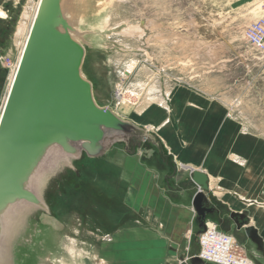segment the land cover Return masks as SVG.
Masks as SVG:
<instances>
[{
    "label": "rangeland",
    "instance_id": "374dc122",
    "mask_svg": "<svg viewBox=\"0 0 264 264\" xmlns=\"http://www.w3.org/2000/svg\"><path fill=\"white\" fill-rule=\"evenodd\" d=\"M38 2L7 0L0 9V115ZM247 14L232 9L230 0H77L75 22L87 47L84 73L99 103L121 116L140 121L148 104L163 106L182 87L223 101L245 130L264 136V50L246 37L253 23ZM123 146H114L97 176L64 166L52 173L41 188L51 212L29 210L11 242L9 264H107L98 257L106 248L103 233L136 225L141 217L124 207ZM156 152L146 144L139 154ZM166 168L160 166L162 184ZM215 220L221 230L235 231L230 219ZM204 228L196 218L190 255ZM234 235L241 241L246 229Z\"/></svg>",
    "mask_w": 264,
    "mask_h": 264
},
{
    "label": "crops",
    "instance_id": "0c3cea01",
    "mask_svg": "<svg viewBox=\"0 0 264 264\" xmlns=\"http://www.w3.org/2000/svg\"><path fill=\"white\" fill-rule=\"evenodd\" d=\"M5 1L0 0V9ZM230 3L234 10L247 11L251 22L264 17V0ZM161 104H148L139 112L140 121L123 116L153 131L172 160L167 162L158 152L143 158L139 152L144 146L134 153L124 150V207L141 217L134 219L136 225L103 233L106 248L98 251L99 261L181 264L197 255L199 243L192 255L188 249L197 218L193 198L198 186L192 179L197 169L208 176L206 195L214 208L206 219H230L236 232L251 227L253 237L245 235L238 241L264 264V253L261 255L254 243L261 241L264 247V136L245 130L223 101L199 90L178 87L170 101ZM113 148L103 157L91 159V164L80 161L79 166L84 170L87 163L93 168L92 175L97 176L99 164L105 163ZM160 166L167 167L164 184L158 179ZM239 224L243 226L238 228Z\"/></svg>",
    "mask_w": 264,
    "mask_h": 264
},
{
    "label": "water",
    "instance_id": "95a60500",
    "mask_svg": "<svg viewBox=\"0 0 264 264\" xmlns=\"http://www.w3.org/2000/svg\"><path fill=\"white\" fill-rule=\"evenodd\" d=\"M76 12L77 0L39 1L0 115V264H9L11 242L29 210L50 211L41 188L60 167L91 174L79 162L101 158L116 144L129 153L151 145L172 160L153 131L99 103L84 73L87 47ZM192 179L198 186L193 206L204 228L214 212L208 176L196 169ZM246 234L253 237L251 227ZM203 263L198 255L181 262Z\"/></svg>",
    "mask_w": 264,
    "mask_h": 264
},
{
    "label": "built area",
    "instance_id": "2783aa9c",
    "mask_svg": "<svg viewBox=\"0 0 264 264\" xmlns=\"http://www.w3.org/2000/svg\"><path fill=\"white\" fill-rule=\"evenodd\" d=\"M248 41L259 50H264V17L254 21L246 29ZM198 256L209 264H257L242 253L243 247L233 233L223 231L211 220L205 221V228L199 238Z\"/></svg>",
    "mask_w": 264,
    "mask_h": 264
},
{
    "label": "bare ground",
    "instance_id": "6f19581e",
    "mask_svg": "<svg viewBox=\"0 0 264 264\" xmlns=\"http://www.w3.org/2000/svg\"><path fill=\"white\" fill-rule=\"evenodd\" d=\"M40 1V0H39ZM38 5H39V2H38V4H37V8H38ZM37 8H36V10H35V13H36V11H37ZM3 12V11H2ZM4 13V12H3ZM35 13H34V16H35ZM33 16V17H34ZM34 19V18H33ZM33 22V21H32ZM31 25H32V23H31ZM30 28H31V26L29 27V31H30ZM29 31H28V34H29ZM28 34L26 35V39H25V41H24V44H23V47H22V51H23V48H24V46H25V43H26V40H27V37H28ZM21 51V52H22ZM22 54V53H21ZM21 57V56H20ZM19 62V61H18ZM17 65H18V63H17ZM16 69H17V67L15 68V71L13 72V76H12V78H11V82H10V86H11V83H12V81H13V78H14V75H15V72H16ZM10 86H9V89H10ZM8 94V93H7ZM122 95L121 94H119V98L121 99H124V97H121ZM3 109V108H2ZM117 112V111H116ZM118 113V112H117ZM120 115V114H119ZM29 214V212L26 214V217H27V215Z\"/></svg>",
    "mask_w": 264,
    "mask_h": 264
}]
</instances>
